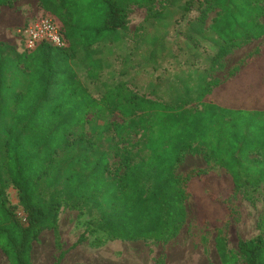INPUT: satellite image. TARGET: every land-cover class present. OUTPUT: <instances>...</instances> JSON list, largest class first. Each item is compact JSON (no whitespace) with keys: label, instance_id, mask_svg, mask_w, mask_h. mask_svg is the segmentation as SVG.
I'll list each match as a JSON object with an SVG mask.
<instances>
[{"label":"trees","instance_id":"1","mask_svg":"<svg viewBox=\"0 0 264 264\" xmlns=\"http://www.w3.org/2000/svg\"><path fill=\"white\" fill-rule=\"evenodd\" d=\"M14 1L0 0V8H12ZM157 1L37 0L59 24L64 46L41 41L17 51L0 42V250L8 264H31L33 242L44 230H56L62 205L95 219L78 244L96 229L122 241L172 236L185 221L192 187L210 178L200 169H190L183 179L176 176L186 152L205 149L228 181L229 193L248 182L245 176L264 183V110L220 106L212 99L219 86L213 88L201 75L195 108H186L189 87L185 99L170 105L149 100L120 79L103 82L99 98L81 82V71L94 82L92 72L101 68L98 45L125 43L128 7L150 10ZM188 1L198 9V34L213 35L214 63L264 37V0ZM161 14L154 11L150 18ZM262 86L247 100L257 96L263 103ZM115 113L121 121L106 120ZM8 183L24 220L6 203ZM215 249L220 264H239V258L241 264H264L261 235L239 240L235 253L218 228Z\"/></svg>","mask_w":264,"mask_h":264},{"label":"rangeland","instance_id":"2","mask_svg":"<svg viewBox=\"0 0 264 264\" xmlns=\"http://www.w3.org/2000/svg\"><path fill=\"white\" fill-rule=\"evenodd\" d=\"M148 9L128 7L125 43L97 46L96 57L100 59L101 68L92 72L94 82L85 72L79 73L81 82L94 97L99 98L104 93L103 82L120 79L129 89L149 100L170 105L180 96L184 98L185 87L192 88L186 108H195L199 107V101L194 89L201 75L213 88L219 86L212 99L220 106L264 110V101L256 102L257 96L247 100L249 94L257 93L258 85H264V37L230 50L214 63L211 58L217 45L209 31L198 34L196 6H191L188 0H158ZM154 11H162L160 19L150 18ZM213 15L210 13L209 18ZM41 18L51 19L37 6V0H15L12 8L1 7L0 42L22 51L21 29ZM260 22L264 24V17ZM260 89L264 91V86ZM106 120L121 121L122 118L115 113ZM190 169L209 171L210 178L192 187L194 195L184 202L185 221L172 236L160 240L122 241L96 229L78 244L89 221L95 219L84 211L62 205L56 230H44L33 242L31 264H53L60 254V264H220L215 249L218 228L226 236L228 249L235 253L239 240L256 235L264 237L263 182L245 176L248 182L229 193L228 181L208 158L205 149L184 153L175 174L183 179ZM209 191L221 201H212ZM5 199L18 218L24 220L17 192L9 183ZM241 262L239 258V264ZM8 263L0 250V264Z\"/></svg>","mask_w":264,"mask_h":264},{"label":"built area","instance_id":"3","mask_svg":"<svg viewBox=\"0 0 264 264\" xmlns=\"http://www.w3.org/2000/svg\"><path fill=\"white\" fill-rule=\"evenodd\" d=\"M25 49H32L37 43L47 41L54 46L62 47L64 42L58 25L49 18H41L20 31Z\"/></svg>","mask_w":264,"mask_h":264}]
</instances>
